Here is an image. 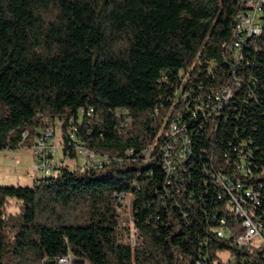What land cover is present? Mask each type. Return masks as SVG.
<instances>
[{"label":"trees","instance_id":"1","mask_svg":"<svg viewBox=\"0 0 264 264\" xmlns=\"http://www.w3.org/2000/svg\"><path fill=\"white\" fill-rule=\"evenodd\" d=\"M249 1L0 0V152L49 122L76 162L0 186V264H264L229 208L264 232V0L259 33H236Z\"/></svg>","mask_w":264,"mask_h":264},{"label":"built area","instance_id":"2","mask_svg":"<svg viewBox=\"0 0 264 264\" xmlns=\"http://www.w3.org/2000/svg\"><path fill=\"white\" fill-rule=\"evenodd\" d=\"M262 3L263 0H250L246 5L250 7L249 11H246V15L242 14L239 16L238 21L239 24L237 26L236 33L240 35L239 37L242 38L245 36H242L244 33L246 34V37H251L257 34L258 28L256 27L258 17L262 13ZM241 45L240 41L235 46L239 48ZM58 124L55 126L53 123H46L45 128L42 130L44 134L43 139H39L38 141H35V143L32 145L31 148H29L34 156L37 164V171L40 172V174L37 177H46L52 175L58 168H61L63 165L56 166L54 158L56 157V154L58 151L53 150L50 148L51 142L54 140V136L56 133V128ZM28 135L26 134L24 136V139H26ZM188 140L184 139L183 144L186 147L188 144ZM171 146L168 147V151H166V156L168 159L166 160V165L169 168V172L173 170V160L171 157ZM4 152V151H1ZM0 152V153H1ZM63 152L61 148V153ZM79 155L82 159L90 158L89 161H87V165H95L98 162V159L94 154L88 152V151H79ZM186 155V150L181 151V156ZM106 160V158H104ZM64 161V156L62 153L61 163ZM130 198L131 204L133 207V198L131 195L123 196L120 199L121 206L118 208V214L120 219V226L122 230L125 232L126 230L129 231L128 239L131 242L133 246H135L138 243V232L135 227L134 222V213L133 214V221L132 225H126L122 218V211L124 210V202ZM232 212H234L236 217H241L244 220V228L245 232L239 236L237 240V244L241 247H247L253 244V241L258 239L260 240V244L258 246H264V232L262 231V228L260 224L254 221V219L251 217V215L248 213V211L242 207V205L239 202V199L233 198L232 204L229 206ZM133 210V209H132ZM222 224H225V221L222 222ZM224 229H221L218 231V236L220 238H223L225 235ZM66 261L72 264V262L68 259ZM230 264H235V257H232L230 255L229 262Z\"/></svg>","mask_w":264,"mask_h":264},{"label":"rangeland","instance_id":"3","mask_svg":"<svg viewBox=\"0 0 264 264\" xmlns=\"http://www.w3.org/2000/svg\"><path fill=\"white\" fill-rule=\"evenodd\" d=\"M50 148L58 151L56 157L54 158L55 165L59 166H69L70 168L76 167L75 161L64 160L61 163L62 153H61V133L60 125L56 128V133L54 140L51 142ZM90 158H84L79 160V164L89 161ZM38 162L35 159L33 152L30 149L23 148L16 151H4L0 153V186H32L34 179L40 174L37 171ZM16 202L12 201V205L9 208V212H15ZM133 207L130 198L124 202V210L122 211V218L126 225L131 226L133 221ZM133 226V225H132ZM260 244V240L256 239L253 241V246L256 247ZM221 258L224 263H228L230 259V254L224 252L221 254ZM72 264H76L72 261ZM88 264V263H85Z\"/></svg>","mask_w":264,"mask_h":264},{"label":"water","instance_id":"4","mask_svg":"<svg viewBox=\"0 0 264 264\" xmlns=\"http://www.w3.org/2000/svg\"><path fill=\"white\" fill-rule=\"evenodd\" d=\"M76 264H85V260L84 259H76L74 260Z\"/></svg>","mask_w":264,"mask_h":264},{"label":"flooded vegetation","instance_id":"5","mask_svg":"<svg viewBox=\"0 0 264 264\" xmlns=\"http://www.w3.org/2000/svg\"><path fill=\"white\" fill-rule=\"evenodd\" d=\"M59 264H68V262L66 260H64V261L63 260H60L59 261Z\"/></svg>","mask_w":264,"mask_h":264},{"label":"bare ground","instance_id":"6","mask_svg":"<svg viewBox=\"0 0 264 264\" xmlns=\"http://www.w3.org/2000/svg\"><path fill=\"white\" fill-rule=\"evenodd\" d=\"M262 7H263V4H262ZM259 33V30L257 31V34ZM82 151H84V150H82ZM168 172H169V168H168ZM68 264H71L70 262L68 263Z\"/></svg>","mask_w":264,"mask_h":264}]
</instances>
